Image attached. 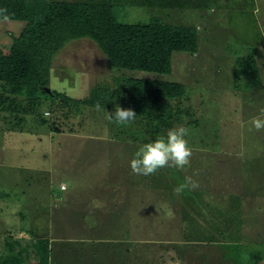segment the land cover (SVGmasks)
I'll use <instances>...</instances> for the list:
<instances>
[{
	"label": "rangeland",
	"instance_id": "374dc122",
	"mask_svg": "<svg viewBox=\"0 0 264 264\" xmlns=\"http://www.w3.org/2000/svg\"><path fill=\"white\" fill-rule=\"evenodd\" d=\"M114 1V13L121 22H144L158 16L162 22L170 24L199 25L202 31H197V52H172L168 73L111 70L105 55L89 37L67 41L51 60L46 87L52 90L58 82L66 87L68 96L87 94L99 84L117 87L114 83L117 77L175 81L182 83L186 90L184 103L190 105L191 112L177 127L188 129L185 138L193 151L190 165L183 170L162 168L154 175L145 176L149 188L138 190L139 201L132 207L137 212L139 206V215L130 216V221H118L113 227L107 225L106 230L131 236L126 243L136 240L137 253L132 254L131 264H197L196 261H200L199 264H264V130L256 131L250 123L253 117L264 118L261 115L264 109V0H138L136 4L133 0ZM8 32L17 35L19 31L9 22L0 26L3 49L11 42ZM2 90H6L3 97L9 96L10 102L15 98V104H21V112L17 114L22 115L28 105L38 102L22 93ZM46 93L37 88L39 102L35 109L46 120H55L63 127L59 115L64 111L72 112L73 102L61 103ZM4 104L5 101L1 102L2 106ZM6 108H0V129L9 125V116L13 114ZM44 110L48 115H43ZM193 118L197 124L191 121ZM70 120L73 121V117L66 119ZM22 125L21 132L16 133L31 139L23 144V150L6 140L10 134H15L12 129L5 133L0 131V144L8 147L4 153L0 151V191L8 193L0 196V235L19 227L40 235L42 187H45V206H48L52 198L64 195L57 189L59 180L70 185L79 177L73 172L80 173L81 166L88 164L101 168L102 178L113 170L125 181L132 172L131 159L145 144L121 145L123 148L108 144L96 147L94 154L91 147H95L83 143L81 155L75 157L71 155L78 149L75 148L77 139L63 136L68 130L51 133L50 138H46L47 124L43 128L36 123L23 122ZM91 126L94 132H100L95 121L83 119L82 129ZM29 133H41L38 138L42 137L43 142ZM161 137H166V132H161ZM110 150L120 155L111 157ZM2 158L5 161H1ZM23 161L29 164H22ZM23 166L27 169H22ZM45 170L51 179L45 178ZM92 175L91 172L85 175V181L89 182ZM186 176L197 181L199 187L185 189L177 195L174 189L184 183ZM151 186L165 190L168 196L161 200L160 192L154 197ZM48 187L58 196L50 197ZM174 202L178 214H174L169 204ZM142 209L144 212L140 211ZM178 217L185 221L177 220ZM53 224L55 229L60 226L64 229L65 225L72 228L65 221ZM181 224L198 228L193 235L195 238H191L196 240L194 243L185 239L188 235L180 230ZM240 224L245 228L250 225L261 228L263 232L251 235L247 229L240 232ZM200 230L204 231V237L198 236ZM15 232L24 235L22 229ZM112 239L118 247L125 245L122 237ZM101 244L97 242L94 246Z\"/></svg>",
	"mask_w": 264,
	"mask_h": 264
},
{
	"label": "trees",
	"instance_id": "16d2710c",
	"mask_svg": "<svg viewBox=\"0 0 264 264\" xmlns=\"http://www.w3.org/2000/svg\"><path fill=\"white\" fill-rule=\"evenodd\" d=\"M137 1L133 0L134 4ZM115 5L112 0L96 3L87 0H0V8L8 10L10 19L25 21L17 35L8 32L11 38L8 51L0 49V81L9 85V93H22L33 102H39L37 88H40L47 92L48 97H60L58 101L61 103L65 100L73 102L74 110L89 108L91 116L101 122H97V125L102 133L108 136L134 143L153 142L161 137V132L167 133L168 130L177 128L191 112L190 105L184 103L186 90L180 82L117 77L114 80L117 87L95 85L83 99H73L61 92L46 89L51 60L71 39H92L105 55L107 66L111 70L133 69L168 73L171 71L173 51L180 50L191 54L197 52L196 27L162 22L158 16H151L144 22H121L114 13ZM7 98L8 96L3 97L1 94L0 102ZM15 101L12 98V104L9 101L6 106L13 109L21 106H17ZM37 103L34 102L33 106L28 105L27 108L39 115L35 109ZM117 106L133 109L136 119L125 126L110 122L107 113L114 114ZM191 121L197 124L195 118ZM146 179L148 177L139 175L138 180H134L142 182ZM145 188H149L147 184ZM150 190L154 192V197L161 192V200L168 196L159 187L151 186ZM129 191L131 195L137 194V185L134 183ZM169 204L174 214H178L176 202ZM177 220L185 221L180 217ZM180 226V230L187 232L188 237L185 239L194 243L196 240L191 238H195L193 235L198 228L182 224ZM203 233L200 230L198 236L204 237ZM34 241L38 258L35 263L29 262L26 257L27 248L21 246L22 248H17L14 252L0 256V264H50L48 239L45 238L44 249L41 238H35ZM154 251L157 252L158 249Z\"/></svg>",
	"mask_w": 264,
	"mask_h": 264
},
{
	"label": "crops",
	"instance_id": "0c3cea01",
	"mask_svg": "<svg viewBox=\"0 0 264 264\" xmlns=\"http://www.w3.org/2000/svg\"><path fill=\"white\" fill-rule=\"evenodd\" d=\"M9 23L15 25L19 32L25 25V21L22 20L10 19ZM10 44L7 48L3 49L0 47V49H2L4 52H7ZM2 89H9V85L3 84V82L0 81V95L2 94L3 96L6 90ZM46 89L47 91H51V89L48 87ZM88 94L89 93L82 94L81 96L70 97L73 99H83ZM59 99L60 97L57 98V100ZM5 102L6 104L3 106L0 102L1 110L7 107L6 105L9 102L8 98L5 99ZM6 109H11L13 114L9 116V125L0 129V131L5 133L9 131V129H12V131L15 132V134H10L6 140L11 144H16L18 147H20L18 150H23V144L31 141V139L22 137L16 133L21 132L20 128L24 127V125H22L23 122H28L29 125L36 123L42 128L47 124L49 130L47 131L48 134L46 138H50L49 134L51 133L54 134L55 132L56 134H59L61 132H65L64 130H68V132L62 134L63 136L77 139L75 148L78 149H75V152H72L71 155L73 156L75 154V157L81 155L79 153H81L80 150L83 143L84 146H94L95 148L91 147L94 150L93 152H95L94 154H96V147L106 146L108 144H118L119 146H136V144H140L139 142L134 143V141L129 142V140L126 141L116 137L108 136L107 134L102 133V130H100V132H94V129H91L92 126L86 130L82 129L81 127L83 125V119H90L91 122L95 121L96 123H101L99 120L91 116L89 108L82 107L81 109L78 108L79 110L68 112L70 113V116H68V113H65V111L64 113H60L59 120H61V125H64L63 127H59L55 120H46L41 113L39 115L37 113L34 114V112L30 111V109L26 110L24 113H22V115L17 114L21 112V108L19 109V107H15L14 109L7 107ZM45 113H47L46 110L43 111V115H45ZM66 117L69 119L73 117V121L70 120L67 122ZM61 128H63V130ZM30 130L32 131V129ZM29 135H34L37 141L43 142L42 137L38 138L41 133H29ZM97 140L102 142H98ZM1 142L2 140H0V143ZM123 146H121V148H123ZM7 148L8 147L6 145L0 144V151L2 153H4ZM11 148L14 149V147ZM110 153L109 156L111 157H118L120 155V153L118 151L115 152V150H110ZM1 161H5L4 158H2ZM24 163L29 164L28 162L23 161L22 164ZM89 166H92L93 169L89 170ZM81 167L83 168L80 173H77L76 171L73 172L78 174L79 177H76V180L72 181L70 185L59 180L57 189L64 192L63 197H61V195H56L55 190H51V188L48 187L47 192L50 197L51 195L52 197L54 195L59 197L56 199L52 198L50 201L51 204H48V206H45V187H42V201L40 208L43 222L40 224V235H35L34 232H28L27 228L20 227L17 229L20 231L22 229L24 235L22 234L19 236L17 232H15L18 231L17 229H11L7 233H1L0 256L14 252L18 250L17 248L24 246V248H27L26 251L28 256L26 257L29 258V262L33 261L32 263H35L38 258L37 254L35 253L34 239L41 238V244L44 249L45 238H47L50 248V264H131V261L133 260L132 254L134 252L137 253L138 246L135 244L137 243L136 240L134 242L129 241V245V243H126V240H128L127 238H130L131 236L114 234L113 232H110V230H106V227L107 225L108 227H113L115 223H118V221H130V216L139 215V206H137V212L132 209V207L135 205L134 203L139 201V198H136L139 196V194L137 193L131 195L129 190L130 187L133 188L134 183L137 185V191L141 188H145V181H135L134 179L138 180L139 175H135L132 172L125 181L120 180L119 176L113 170L109 171L107 173L108 175L102 178L101 175H99L101 168L90 164L83 165ZM22 169H27V167L23 166ZM47 172L48 171L45 170V178L48 177L51 179V175L49 172ZM90 172L93 175L91 180L87 182L85 181L84 176L88 175ZM61 184L64 185L63 188L60 187ZM6 195H8L7 192L4 190L0 191V196ZM62 208H64V211H62ZM140 211H143V209ZM55 221H59L60 223L63 221H65V223L68 222L71 224L68 226L72 228H67V225H65L64 229L63 226L55 229L53 224ZM242 226L243 225H240L239 231L243 232L242 230L247 229V233L249 235H251L253 232H263L261 228L255 226L253 227L252 225H250L249 228H245V226L242 228ZM256 228H258L259 231L258 229L256 230ZM243 235L244 233H241V236ZM112 237H122V241H124L125 245L123 247H118L116 244H114V239H112ZM122 241H116L115 243H122ZM88 242L90 245L87 246L86 243ZM97 242L102 244L99 246H94ZM155 259L156 258H154V260Z\"/></svg>",
	"mask_w": 264,
	"mask_h": 264
},
{
	"label": "clouds",
	"instance_id": "9594fccd",
	"mask_svg": "<svg viewBox=\"0 0 264 264\" xmlns=\"http://www.w3.org/2000/svg\"><path fill=\"white\" fill-rule=\"evenodd\" d=\"M10 21V15L6 8H0V26L6 25ZM197 31L202 28L197 25ZM58 81V78H57ZM53 90L67 94L66 87L58 82L53 86ZM99 110V105L96 106ZM46 115H48L46 113ZM264 116V109L261 110ZM137 115L131 108L125 109L117 106L115 113H107L110 122H115L118 126H125L136 119ZM252 128L256 131L264 130V118L260 116L253 117L251 120ZM252 128L249 130L251 131ZM188 135V129L183 126L170 129L166 133V137H160L153 142L145 143L135 152L134 158L130 161V169L135 175L149 176L154 175L162 168L175 167L183 170L190 165L193 155L192 148L185 138ZM199 187L197 181L192 177L186 176L184 183L178 185L174 192L180 195L185 189L194 190Z\"/></svg>",
	"mask_w": 264,
	"mask_h": 264
},
{
	"label": "built area",
	"instance_id": "2783aa9c",
	"mask_svg": "<svg viewBox=\"0 0 264 264\" xmlns=\"http://www.w3.org/2000/svg\"><path fill=\"white\" fill-rule=\"evenodd\" d=\"M60 187H61V188H63V187H64V185H63V184H61V185H60Z\"/></svg>",
	"mask_w": 264,
	"mask_h": 264
}]
</instances>
